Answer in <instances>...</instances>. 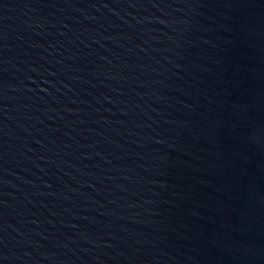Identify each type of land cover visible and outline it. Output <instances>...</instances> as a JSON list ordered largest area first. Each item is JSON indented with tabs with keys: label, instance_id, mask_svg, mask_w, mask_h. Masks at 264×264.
<instances>
[{
	"label": "water",
	"instance_id": "obj_1",
	"mask_svg": "<svg viewBox=\"0 0 264 264\" xmlns=\"http://www.w3.org/2000/svg\"><path fill=\"white\" fill-rule=\"evenodd\" d=\"M0 264H264V0H0Z\"/></svg>",
	"mask_w": 264,
	"mask_h": 264
}]
</instances>
